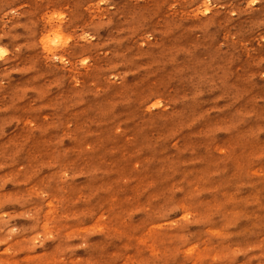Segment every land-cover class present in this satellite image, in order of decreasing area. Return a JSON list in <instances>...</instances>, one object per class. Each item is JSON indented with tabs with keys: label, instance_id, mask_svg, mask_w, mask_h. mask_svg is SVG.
<instances>
[{
	"label": "rangeland",
	"instance_id": "obj_1",
	"mask_svg": "<svg viewBox=\"0 0 264 264\" xmlns=\"http://www.w3.org/2000/svg\"><path fill=\"white\" fill-rule=\"evenodd\" d=\"M0 49V264H264V0H0Z\"/></svg>",
	"mask_w": 264,
	"mask_h": 264
},
{
	"label": "bare ground",
	"instance_id": "obj_2",
	"mask_svg": "<svg viewBox=\"0 0 264 264\" xmlns=\"http://www.w3.org/2000/svg\"><path fill=\"white\" fill-rule=\"evenodd\" d=\"M60 29H61V28H60ZM60 29H57V32H56L55 36H54V37H51V39H53V40H54V39H59V41H61V39H62V38H61L62 35H61V30H60ZM43 38H45V37H43ZM49 39H50V37H48L47 39H45V40H46V43H47V42H51ZM2 51H3V50L0 49V54H2ZM0 56H1V55H0Z\"/></svg>",
	"mask_w": 264,
	"mask_h": 264
}]
</instances>
